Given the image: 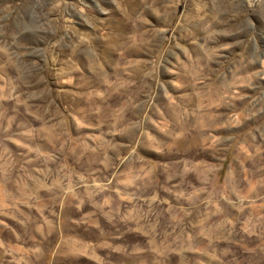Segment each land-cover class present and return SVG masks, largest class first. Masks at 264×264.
<instances>
[{
	"label": "rangeland",
	"instance_id": "1",
	"mask_svg": "<svg viewBox=\"0 0 264 264\" xmlns=\"http://www.w3.org/2000/svg\"><path fill=\"white\" fill-rule=\"evenodd\" d=\"M0 264H264V0H0Z\"/></svg>",
	"mask_w": 264,
	"mask_h": 264
},
{
	"label": "trees",
	"instance_id": "2",
	"mask_svg": "<svg viewBox=\"0 0 264 264\" xmlns=\"http://www.w3.org/2000/svg\"><path fill=\"white\" fill-rule=\"evenodd\" d=\"M222 172V167L219 169V173H221Z\"/></svg>",
	"mask_w": 264,
	"mask_h": 264
}]
</instances>
